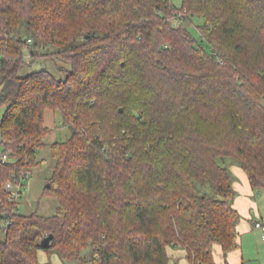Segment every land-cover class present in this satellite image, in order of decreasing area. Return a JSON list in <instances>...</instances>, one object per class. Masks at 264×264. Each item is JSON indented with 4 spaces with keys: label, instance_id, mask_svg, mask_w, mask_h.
Wrapping results in <instances>:
<instances>
[{
    "label": "trees",
    "instance_id": "obj_1",
    "mask_svg": "<svg viewBox=\"0 0 264 264\" xmlns=\"http://www.w3.org/2000/svg\"><path fill=\"white\" fill-rule=\"evenodd\" d=\"M0 107V264H219L240 246L229 166L264 188V0H0ZM48 109L71 132L58 206L25 214L7 183L43 163Z\"/></svg>",
    "mask_w": 264,
    "mask_h": 264
},
{
    "label": "rangeland",
    "instance_id": "obj_2",
    "mask_svg": "<svg viewBox=\"0 0 264 264\" xmlns=\"http://www.w3.org/2000/svg\"><path fill=\"white\" fill-rule=\"evenodd\" d=\"M174 3L178 6L181 5V0H174ZM197 22L198 19L194 20L193 23L190 25V29L195 33L197 36L198 30H197ZM228 45L232 46L233 39L228 38L227 39ZM46 61H36L33 63L32 68H39L43 62H45V65L50 68L55 74L61 75L63 72L60 71L59 65L62 64V61L53 60L46 58ZM64 65H67L65 63ZM3 114V107H0V119ZM46 123L49 125L53 131L48 137L47 141L48 144L40 151V158H43L44 161L39 166L35 167L32 172V176L27 179V183L25 188L23 189V192L21 196L18 198V206L22 213L25 214H31L33 212H38L39 214L43 215H51L54 214L56 211V208L58 206V199L54 197L51 194L45 193L46 187L48 184V177L51 176L53 172V166L55 164V158L52 156L51 153V147L50 144L53 141L56 140H63L70 136L71 132L70 129L63 124V120L61 117V114L59 112H54L53 110L48 109L46 113ZM0 141H1V130H0ZM3 151V145L0 142V154ZM229 169L231 170L232 178L234 183L238 182L241 184L244 183V178H242L241 173H239V170H243L244 168L238 161H234L229 166ZM240 170V171H241ZM245 172V171H244ZM235 186V184H234ZM264 189V188H263ZM262 188H257L256 191V200L261 206L263 212H264V195L259 192V190L264 191ZM238 193V192H237ZM3 223V221H1ZM253 230L247 233H243L244 242L249 247L250 251H247V254L245 256V262L244 264H264V254L261 258L257 253V247L261 245V243L264 244L263 240V234L262 229L253 227ZM3 234V233H2ZM218 246L214 244V249L216 252V258L219 260V252H218ZM92 251L91 246H87L83 249V255L87 258L90 257ZM169 253L171 255V258L169 259L168 264H192L191 260L187 256V250L185 247L179 246V247H170ZM39 259L42 262H52V264H64L60 256L56 253L49 254L44 250L39 251ZM222 259V258H221ZM76 264H91L90 261L80 262ZM221 264H231V263H223Z\"/></svg>",
    "mask_w": 264,
    "mask_h": 264
},
{
    "label": "crops",
    "instance_id": "obj_3",
    "mask_svg": "<svg viewBox=\"0 0 264 264\" xmlns=\"http://www.w3.org/2000/svg\"><path fill=\"white\" fill-rule=\"evenodd\" d=\"M240 170L239 173H241L242 178L245 179L244 183L241 185L238 182L234 183L235 184L234 187L236 190L234 206L240 211L242 215L241 222L238 225V230L240 235L239 236L240 246L237 249L230 252L226 257L227 259L224 258L221 247L218 246V252L220 256H219V260H217V258L216 260L219 264H221V262L226 263V261H228V263L231 264H244L245 256L247 254V251H250V249L249 247H247V245L244 242V238L242 237L243 233H247V232L250 233V231L253 230L252 228L255 227V222L259 220L261 217H264V212L255 198L257 188L252 186L249 177L247 175V172L245 170H244L245 172L243 170L241 171ZM259 192H261V194L264 195V191L259 190ZM1 221L3 220L1 216V207H0V227L2 225ZM0 236H1V231H0ZM262 238L264 240V237ZM257 253L261 258L263 257L264 254L263 243H261V245L257 247Z\"/></svg>",
    "mask_w": 264,
    "mask_h": 264
},
{
    "label": "built area",
    "instance_id": "obj_4",
    "mask_svg": "<svg viewBox=\"0 0 264 264\" xmlns=\"http://www.w3.org/2000/svg\"><path fill=\"white\" fill-rule=\"evenodd\" d=\"M31 174L26 173L25 178L23 177H14L12 180L8 181L7 188L11 192L10 200H16L18 202V198L21 196L23 189L25 188V179L30 178ZM10 224V220H4L2 223L3 229H6ZM255 226L262 229L263 237H264V217H261L259 220L255 222Z\"/></svg>",
    "mask_w": 264,
    "mask_h": 264
},
{
    "label": "water",
    "instance_id": "obj_5",
    "mask_svg": "<svg viewBox=\"0 0 264 264\" xmlns=\"http://www.w3.org/2000/svg\"><path fill=\"white\" fill-rule=\"evenodd\" d=\"M52 239H53V234H50V235L46 236L42 240V245L45 246V247H48L50 245V242H51Z\"/></svg>",
    "mask_w": 264,
    "mask_h": 264
}]
</instances>
